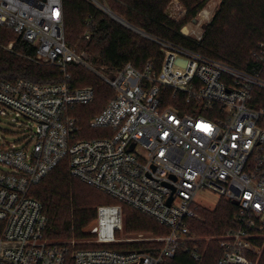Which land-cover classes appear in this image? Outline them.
Wrapping results in <instances>:
<instances>
[{"label": "built area", "instance_id": "built-area-1", "mask_svg": "<svg viewBox=\"0 0 264 264\" xmlns=\"http://www.w3.org/2000/svg\"><path fill=\"white\" fill-rule=\"evenodd\" d=\"M86 1L112 17L105 4ZM168 13L177 20L186 10L174 0ZM0 28L32 44L35 60L56 66L65 79L57 85L0 82V118L10 126L0 134V264H175L176 254L202 264L204 252L190 221L205 207L197 200L203 191L236 206L235 227L222 237L216 264L260 263L264 109L250 102L252 89H264V81L137 32L159 47L158 72L151 63L143 71L131 64L116 72L95 69L84 52L66 43L62 0H0ZM181 33L196 42L203 34L187 27ZM259 47L264 62V42ZM68 64L86 68L114 91L88 122L99 137H77L81 119L69 110L90 104L94 91L67 81ZM167 94L175 105L167 104ZM65 158L70 176L154 219L168 234L117 240L121 206L102 205L89 229L94 248L48 241V219L31 189ZM143 242L160 247L127 252L105 247Z\"/></svg>", "mask_w": 264, "mask_h": 264}, {"label": "trees", "instance_id": "trees-1", "mask_svg": "<svg viewBox=\"0 0 264 264\" xmlns=\"http://www.w3.org/2000/svg\"><path fill=\"white\" fill-rule=\"evenodd\" d=\"M98 1L151 37L185 47L233 69L257 75L264 81V62L259 59V44L264 42V0H221L217 11L204 27L199 42L184 36L181 29L196 19L209 0H177L186 10L180 21L171 18L168 13V7L174 0ZM62 14L67 45L77 53L84 52L95 69L116 72L131 64L143 71L145 65L151 63L152 72L159 71L163 55L155 43L115 22L86 0H62ZM10 44L11 48L8 49ZM35 56L36 50L32 44L11 29L0 28V82L26 80L37 85H57L65 81L56 66L39 63ZM67 75V81L74 88L88 86L94 91L90 104L69 110L70 116L81 119L78 139L99 137V132L90 129L88 122L105 109L114 97V91L80 65L68 64ZM166 102L175 105L168 94ZM250 105L264 109V89H252ZM31 196L41 203L46 213L48 222L45 236L53 243L92 237L84 229L96 219V209L102 205L121 206L123 227L127 233L168 234L167 228L154 219L70 176L66 158L32 187ZM235 212L236 206L223 198L213 209H197L198 216L190 221V228L204 252L202 264H216L220 258V242L235 227ZM153 244L154 249L160 247L159 242ZM105 247L120 252L147 250L142 243H118ZM173 262L193 264L182 255L177 258V254ZM259 264H264V254Z\"/></svg>", "mask_w": 264, "mask_h": 264}, {"label": "rangeland", "instance_id": "rangeland-1", "mask_svg": "<svg viewBox=\"0 0 264 264\" xmlns=\"http://www.w3.org/2000/svg\"><path fill=\"white\" fill-rule=\"evenodd\" d=\"M221 0H209L207 4L203 7V9L197 14L196 19L194 21L188 22L184 27H187L189 31H199L203 33L204 27L210 22L211 18L217 11ZM183 7V6H182ZM184 8V7H183ZM178 11V10H177ZM206 15V17H205ZM182 17L177 16V21H180ZM116 22V21H115ZM118 23V22H117ZM186 31V30H185ZM9 130L10 126L8 125V121L6 119L0 118V134H4L3 130ZM197 200L200 204H203L206 209H213L214 206L219 201L217 195L213 194L209 191H203L198 194ZM95 221V220H94ZM92 221L85 229L84 232L89 234V229L91 225L94 223ZM142 236L144 239L154 238L156 236L149 233H127L123 227V217H122V229L117 232L116 239L123 242L126 239H137ZM93 237L82 239V240H67L63 242L74 243L76 246H86V247H95L96 245L92 243ZM120 244V243H119ZM130 244V243H126ZM136 244V243H135ZM138 244V243H137ZM141 244V243H140ZM147 248L151 247L152 244L150 242H143ZM154 247V246H152Z\"/></svg>", "mask_w": 264, "mask_h": 264}, {"label": "water", "instance_id": "water-1", "mask_svg": "<svg viewBox=\"0 0 264 264\" xmlns=\"http://www.w3.org/2000/svg\"><path fill=\"white\" fill-rule=\"evenodd\" d=\"M112 15V19L114 20V21H116V22H118L119 24H121L122 26H124V27H126L127 29H129V30H131V31H133V32H137V33H140V34H142L143 32L142 31H140V30H138V29H136L135 27H133V26H131L130 24H128L127 22H125L123 19H121L120 17H118L117 15H115V14H111ZM171 200V199H170Z\"/></svg>", "mask_w": 264, "mask_h": 264}]
</instances>
